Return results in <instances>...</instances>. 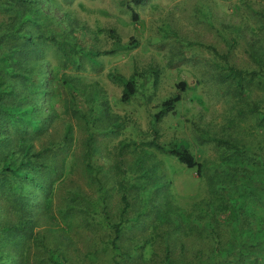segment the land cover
<instances>
[{"label":"rangeland","instance_id":"rangeland-1","mask_svg":"<svg viewBox=\"0 0 264 264\" xmlns=\"http://www.w3.org/2000/svg\"><path fill=\"white\" fill-rule=\"evenodd\" d=\"M40 1L33 31L79 49L66 69L46 53L56 79L42 140L68 130L76 162L67 159L33 226L0 233V264H114L119 221L121 264H164L165 244L170 264H264V0H124L136 19L121 0ZM110 29L120 46L96 55L115 48ZM227 66L257 73L243 94L221 78ZM119 77L136 83L126 102ZM179 81L175 113L155 121ZM155 133L164 145L185 141L200 173L148 146Z\"/></svg>","mask_w":264,"mask_h":264},{"label":"trees","instance_id":"trees-1","mask_svg":"<svg viewBox=\"0 0 264 264\" xmlns=\"http://www.w3.org/2000/svg\"><path fill=\"white\" fill-rule=\"evenodd\" d=\"M143 0H131L138 5ZM36 2V5L34 3ZM40 0H0V233L10 230L11 233L26 232L35 222L36 210H49L56 180L64 176V166L72 157L67 146L72 144V133L66 130L59 143L44 142L48 135L50 123V85L56 79L55 67L46 58V53L54 51L64 56L62 69L75 62L78 47L58 40L52 33H35L31 25L36 17L43 18L38 4ZM131 11L133 19L136 12L129 2L120 1ZM36 14V15H33ZM37 25V24H36ZM115 39V48L96 52V55L114 54L120 46L119 37L114 30L108 31ZM70 52V53H69ZM69 53V54H68ZM68 62V64H67ZM257 73L227 66L222 75L223 80L234 81L239 94H243L246 85ZM63 84L70 85L73 76L64 72ZM112 78V76H111ZM122 83L121 100L128 101L136 93V83L131 78L119 77ZM186 83L179 81L174 92L170 93L154 114L155 121L175 113V105L182 99ZM155 133L153 139L146 142L156 151L175 157L185 167L201 171V163L196 160L187 143L174 140L168 145L158 141ZM91 136L87 139L83 158L90 154ZM235 148V147H234ZM142 160L137 163L142 164ZM86 166L91 168L89 159ZM56 178V179H55ZM124 202L122 211L129 205L126 198V187L121 182ZM8 203V206H3ZM112 238L110 249L114 252V264H121L125 252L119 246L123 222L111 224ZM169 244L164 245V264L171 263ZM51 264H62L52 255L48 258Z\"/></svg>","mask_w":264,"mask_h":264}]
</instances>
